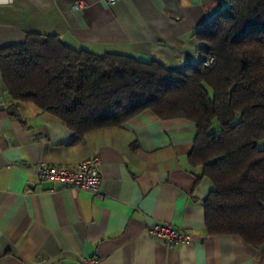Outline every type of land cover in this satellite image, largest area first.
<instances>
[{
    "label": "crops",
    "instance_id": "0c3cea01",
    "mask_svg": "<svg viewBox=\"0 0 264 264\" xmlns=\"http://www.w3.org/2000/svg\"><path fill=\"white\" fill-rule=\"evenodd\" d=\"M76 3H79L76 6ZM230 0H11L0 3V48L27 33L57 35L74 49L196 64L193 32ZM196 126L144 109L77 134L32 102L11 98L0 74V264H264V243L208 234L202 200L210 181L191 165ZM98 158L97 192L63 187L31 171L42 161L74 167ZM190 235L166 245L149 223Z\"/></svg>",
    "mask_w": 264,
    "mask_h": 264
},
{
    "label": "trees",
    "instance_id": "16d2710c",
    "mask_svg": "<svg viewBox=\"0 0 264 264\" xmlns=\"http://www.w3.org/2000/svg\"><path fill=\"white\" fill-rule=\"evenodd\" d=\"M193 35L201 59L177 69L27 33L0 48V74L13 100L34 103L77 134L144 109L191 120L188 161L211 185L202 200L206 232L257 247L264 243V0H230Z\"/></svg>",
    "mask_w": 264,
    "mask_h": 264
},
{
    "label": "built area",
    "instance_id": "2783aa9c",
    "mask_svg": "<svg viewBox=\"0 0 264 264\" xmlns=\"http://www.w3.org/2000/svg\"><path fill=\"white\" fill-rule=\"evenodd\" d=\"M112 2L114 0H107ZM79 3H76L78 6ZM213 56L204 59L205 64H211ZM98 158L96 156L87 157L79 161L74 167L64 165H54L38 161L30 165V169L40 179H50L58 182L63 187H74L76 189H88L97 192L99 188L100 176L97 168ZM148 233L154 240H159L166 245L189 240L190 235L179 229L170 222L153 221L146 227ZM98 259L94 256H82L76 264H97Z\"/></svg>",
    "mask_w": 264,
    "mask_h": 264
},
{
    "label": "rangeland",
    "instance_id": "374dc122",
    "mask_svg": "<svg viewBox=\"0 0 264 264\" xmlns=\"http://www.w3.org/2000/svg\"><path fill=\"white\" fill-rule=\"evenodd\" d=\"M216 127H218V123L216 120H214L213 128H216ZM263 143H264L263 141H259V145H263Z\"/></svg>",
    "mask_w": 264,
    "mask_h": 264
},
{
    "label": "water",
    "instance_id": "95a60500",
    "mask_svg": "<svg viewBox=\"0 0 264 264\" xmlns=\"http://www.w3.org/2000/svg\"><path fill=\"white\" fill-rule=\"evenodd\" d=\"M11 0H0V3H8L10 2Z\"/></svg>",
    "mask_w": 264,
    "mask_h": 264
}]
</instances>
